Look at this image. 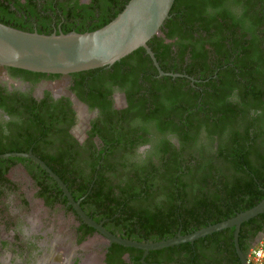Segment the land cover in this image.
<instances>
[{"label":"flooded vegetation","instance_id":"1","mask_svg":"<svg viewBox=\"0 0 264 264\" xmlns=\"http://www.w3.org/2000/svg\"><path fill=\"white\" fill-rule=\"evenodd\" d=\"M75 2L82 5L92 0H65L64 6H76ZM259 6L264 10V2L256 8ZM167 31L160 30L158 36L165 38L169 49L162 45L158 52L163 55L164 63L171 62L181 70L175 73L178 76H171L172 82L163 78L170 75L152 74L156 68L145 50L140 58L113 63L106 71L93 74L83 71L29 74L0 66V149L23 141L28 144L27 151L33 153L37 145L38 155L57 161L74 179V187L82 179L90 181V186L98 179L97 191L107 196V204L103 208L98 207V202H90L84 204V209L116 236L133 232L137 238H144L138 235L144 230L136 218L129 217L130 210L137 207L131 194H142L143 185L148 182L153 184V192L158 191L159 179L169 169L174 186L167 187V192L173 194L172 201H164L158 191L157 201L136 210L140 214L164 216L168 226L175 225L177 219L180 221L181 215L188 216L196 198L210 191L207 183L193 186L192 173L182 171L188 158L215 161L221 156V141L215 135L209 139L202 132L195 145L182 144L184 121L192 111L185 101L172 103L171 100L170 104L164 88L171 84L173 88L189 89L199 82L197 77L201 72L207 71L203 81L209 82L216 79L217 71H226L228 66L222 64L217 69L210 59L204 62L208 66L195 62L192 55L199 50L193 44L198 39L197 32L182 37L174 28L169 38ZM188 69L195 70L198 76L187 75ZM231 78L236 79L234 75ZM216 80L211 85L215 88L220 82ZM148 90L153 94L149 95ZM220 152L224 156L229 151L224 146ZM30 167L27 161L0 163V264H197L191 253L195 240L173 245L170 254L166 250L155 251L159 249L149 250L145 255L142 249L111 251L113 243L82 222L67 201H63L66 197L56 182L47 175L42 179L45 187L37 186L33 176L42 174ZM227 173L222 165L214 176L223 181ZM178 176L181 180H177ZM16 178L24 179L28 188L20 195L14 215L3 218L2 199L7 193L17 191ZM29 189L33 190L32 197ZM33 209L38 210L36 214L25 215V210ZM106 212H110V217L100 219ZM188 220L191 218L186 217L183 222ZM178 234L180 229L174 236ZM187 243L189 246L180 245ZM214 246L204 240L197 248L201 253ZM152 251L154 254L149 255ZM207 264L228 263L219 256Z\"/></svg>","mask_w":264,"mask_h":264},{"label":"trees","instance_id":"2","mask_svg":"<svg viewBox=\"0 0 264 264\" xmlns=\"http://www.w3.org/2000/svg\"><path fill=\"white\" fill-rule=\"evenodd\" d=\"M127 1L92 0L90 4L78 5L75 2L77 7L74 5L66 7L64 6L65 0H0V23L23 31H36L42 34H50L54 31L56 33L71 31L82 33L96 30L107 24L123 9ZM263 2L264 0H174L169 17L160 30L164 32L165 28L168 29L166 36L169 38L173 36L174 28L178 29L182 37H189L192 31L197 32L198 39L193 44L199 50H197L198 53L192 55L195 62H203L205 66H208L204 62L210 59L217 69L222 64L228 66L226 71H217L216 79L220 81V85L218 84L216 88L211 86L215 78L210 79L209 82L203 81L206 79L207 71L201 72L198 76L195 70L189 69L187 75L198 76L199 82L195 83L196 87L189 85V89H180L173 88L171 84L165 86L164 90L170 104L171 100L172 103L179 102V100L185 101L189 107L188 110L192 111L184 121V134L179 133L180 140L182 144L191 142L195 145L200 133L204 132L206 138L209 139L213 135L217 136L221 141L220 151L225 146L229 152L223 156L219 151L224 159L219 156L215 161H202L195 156L188 158L187 165L182 171L188 172L189 175L192 173L193 186L207 183L210 191L203 194L201 198H196L189 215H181L180 221L177 219V223L173 226H168L164 216L147 212L140 214L136 210L141 205L157 201L156 192L158 191L162 193L164 201H172L171 195L173 194L167 192V187L174 186V181L170 180L172 169L167 170L160 177L161 185H157L158 191L153 192L152 183H144L142 194H131L137 207L130 210L129 216L132 219L136 218L138 225L144 230L138 235L144 238H137L133 232L126 233L125 236L118 235V237L139 242H144V239L155 242L173 237L179 229L180 234L185 235L209 224L230 218L254 206L264 198V69L259 65L264 57V10L260 6L256 8L257 4ZM147 45L153 51L164 72H181L173 63H164L163 55L158 52L162 45L169 49L164 37L154 35ZM142 52L144 49L138 48L115 62L114 65L128 62L132 58H140ZM146 58L149 59L147 55ZM105 68L100 67L83 72L99 73L106 71ZM9 69L34 74L27 70ZM152 74H158L157 70L153 68ZM232 74L238 79L231 78ZM243 76L245 80L241 82L239 77ZM163 78L166 82H172L171 76ZM151 91L148 90L147 93L153 94ZM28 139L38 140L39 138L28 136ZM28 148L27 143L15 141L10 147L0 149V154L26 152ZM33 154L43 160L60 177L71 191L74 200L82 198L80 206L85 213L84 204L98 202V207L106 206L107 196L97 191L98 179L91 186L90 181L85 182V179H82L79 186L74 187V179L58 165L57 161H51L38 155L37 145L34 147ZM13 160L27 161L31 165L30 170L33 167L39 170L42 176L34 175L33 178L37 186L45 187L42 179L44 176L47 177V174L31 160L9 157L0 159V163ZM222 165L228 171L223 181L214 176L215 171ZM177 180H181V176H178ZM86 214L89 216L88 213ZM103 217H110V212L100 216V219ZM186 217H190L191 220L184 223L183 219ZM176 218L177 216H175V221ZM92 219L99 221V218ZM162 219L164 220L159 222ZM262 231H264V213L243 223L238 238L240 249L246 253L254 237ZM204 240L214 243L215 246L207 252L200 253L197 246ZM193 244L195 249L191 253L197 264H207L213 259L217 260L219 256L223 257L228 264H240L233 244L232 228L199 238ZM180 245L189 246V243ZM173 247L175 246L155 251L166 250L170 254ZM116 249L139 250L113 243L111 251ZM153 252L149 255L154 254Z\"/></svg>","mask_w":264,"mask_h":264},{"label":"water","instance_id":"3","mask_svg":"<svg viewBox=\"0 0 264 264\" xmlns=\"http://www.w3.org/2000/svg\"><path fill=\"white\" fill-rule=\"evenodd\" d=\"M174 0H128L123 9L107 24L93 30L78 33L55 31L42 34L28 32L0 23V66L17 68L38 73L66 74L81 72L100 67H108L129 55L138 48H143L152 60L159 75L178 76L161 70L153 51L147 45L149 39L158 35ZM26 158L38 165L51 177L67 203L86 225L94 228L108 242L126 247L144 250L161 249L184 242H193L226 228L233 229V244L240 264H245L246 253L239 247L238 238L241 225L264 213V198L254 206L238 212L234 216L189 234H178L174 237L155 242H139L118 237L108 232L100 223L89 217L80 207L79 200H74L66 184L55 174L43 160L27 152H7L0 158ZM264 231L258 233L252 244Z\"/></svg>","mask_w":264,"mask_h":264},{"label":"rangeland","instance_id":"4","mask_svg":"<svg viewBox=\"0 0 264 264\" xmlns=\"http://www.w3.org/2000/svg\"><path fill=\"white\" fill-rule=\"evenodd\" d=\"M260 67L264 69V57H263V60L260 61L259 63ZM236 79H238V77L235 76ZM239 79L242 81L245 80V76H243L242 78L239 77ZM17 180V191L16 192H9L5 195V198L2 199V216L3 218H11L15 211L17 210V203L19 202V197L20 195L28 188L27 184L24 183V179H21V178H16ZM19 180V181H18ZM30 190V194L29 196L32 197L33 195V190L32 189H29ZM6 201V202H5ZM38 210H35L33 209L32 210H25V215L29 214V215H32V213H35L37 212Z\"/></svg>","mask_w":264,"mask_h":264},{"label":"built area","instance_id":"5","mask_svg":"<svg viewBox=\"0 0 264 264\" xmlns=\"http://www.w3.org/2000/svg\"><path fill=\"white\" fill-rule=\"evenodd\" d=\"M245 264H264V232L246 252Z\"/></svg>","mask_w":264,"mask_h":264}]
</instances>
